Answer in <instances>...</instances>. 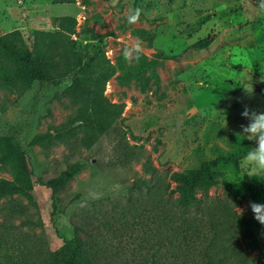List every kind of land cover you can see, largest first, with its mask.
<instances>
[{
	"label": "rangeland",
	"instance_id": "374dc122",
	"mask_svg": "<svg viewBox=\"0 0 264 264\" xmlns=\"http://www.w3.org/2000/svg\"><path fill=\"white\" fill-rule=\"evenodd\" d=\"M259 2L0 0V37L17 31L9 45L31 52L47 79L0 50V182L21 173L18 144L31 195L0 199V257L19 246L49 258L78 227L99 241L97 264H156L155 227L142 228L135 212L156 214L160 199L177 195L172 174L198 172L200 228L218 229L215 262L264 264V225L249 208L264 204V173L243 159L256 142L240 127L245 106L264 111ZM134 8L142 11L130 24ZM136 42L146 61H161L155 75L135 53L125 59ZM229 155L240 158L237 172Z\"/></svg>",
	"mask_w": 264,
	"mask_h": 264
},
{
	"label": "trees",
	"instance_id": "16d2710c",
	"mask_svg": "<svg viewBox=\"0 0 264 264\" xmlns=\"http://www.w3.org/2000/svg\"><path fill=\"white\" fill-rule=\"evenodd\" d=\"M69 19L71 18L62 17L57 20L69 21ZM134 34L142 40L149 42L152 40L150 34L145 30H136ZM36 35L40 36L43 33L36 32ZM9 39L18 40V32L12 31L0 37V50L9 56L18 68L29 70L39 81H47L39 69L38 62L33 58L32 53H21L17 51L9 45ZM139 59L142 67H150L149 70L153 72V75H155V66L162 65L161 61H146L141 54L139 55ZM13 155L21 169V173L13 182H0V199L11 194H25L30 198L31 195L27 189L29 181L28 173L25 171L27 162L25 154L18 144L14 146ZM239 159V157L229 155L226 160L233 164L235 172L238 171ZM206 167H208V164ZM76 170H78L77 167L70 168L62 178L65 180L71 178ZM171 178L177 184L173 191L177 193L175 197L160 199L155 209L157 212L152 216L147 217V214L151 210L147 212L143 210L142 214L135 212L137 221L141 218L140 225H142V228L145 227L146 229L147 221L155 227V263L165 264V260L170 259L171 261L167 264H222L223 260L215 262L213 257L215 256L213 249L216 247L218 229L215 225H212L207 233L202 231V227L200 228L203 211L205 210V201L196 196L195 187L199 179L202 180V178L199 177L198 172H192L188 176L174 173ZM211 183V175H207L202 186L208 187ZM59 186L60 184L58 182H50L47 184V187L53 193L58 190ZM134 187H138V184H135ZM81 198V194H75L72 197V202L76 203ZM109 198L113 200L111 197ZM138 208L139 206L134 204L130 210L137 211ZM145 217L146 219H144ZM131 226L134 227L135 223H131ZM56 232H58L57 228ZM95 238L91 232L76 227L72 233V237L64 239L62 247L56 252L50 253L51 256L49 258H43L44 256H40L38 252L30 253L31 248L26 250L27 252H24L19 246H16V248L12 246L10 249H2L4 255L1 254L3 256L0 258H2L4 264H97L95 258L99 253V241ZM148 248L149 246L147 244Z\"/></svg>",
	"mask_w": 264,
	"mask_h": 264
},
{
	"label": "clouds",
	"instance_id": "9594fccd",
	"mask_svg": "<svg viewBox=\"0 0 264 264\" xmlns=\"http://www.w3.org/2000/svg\"><path fill=\"white\" fill-rule=\"evenodd\" d=\"M258 6L260 11H264V0H260ZM141 11L140 8L130 9L127 16V22L130 24L136 23L139 20ZM140 52L141 45L139 42L130 44L124 49L125 59H129L131 54L135 53V58L138 60ZM241 115L248 121L246 125L242 124L240 126L242 129V136L248 140L256 142L255 147L250 148L243 159L247 165L264 173V111L250 110L245 106ZM249 208L253 213L254 219L261 225H264V204L249 202ZM238 210L242 212L241 209Z\"/></svg>",
	"mask_w": 264,
	"mask_h": 264
}]
</instances>
